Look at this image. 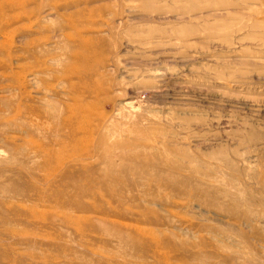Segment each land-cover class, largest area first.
Instances as JSON below:
<instances>
[{
  "label": "rangeland",
  "instance_id": "374dc122",
  "mask_svg": "<svg viewBox=\"0 0 264 264\" xmlns=\"http://www.w3.org/2000/svg\"><path fill=\"white\" fill-rule=\"evenodd\" d=\"M0 264H264V0H0Z\"/></svg>",
  "mask_w": 264,
  "mask_h": 264
}]
</instances>
